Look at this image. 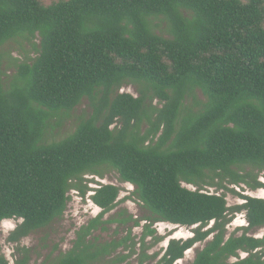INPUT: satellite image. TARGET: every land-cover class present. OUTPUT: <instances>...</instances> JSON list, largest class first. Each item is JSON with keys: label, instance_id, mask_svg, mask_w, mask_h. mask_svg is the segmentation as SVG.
I'll list each match as a JSON object with an SVG mask.
<instances>
[{"label": "trees", "instance_id": "16d2710c", "mask_svg": "<svg viewBox=\"0 0 264 264\" xmlns=\"http://www.w3.org/2000/svg\"><path fill=\"white\" fill-rule=\"evenodd\" d=\"M18 40L38 55L7 76ZM84 100L90 114L57 140ZM105 169L134 186L145 238L159 223L197 226L139 264H176L203 242L191 264H264V198L228 186L264 189V0H0V224L23 221L15 241L49 227ZM92 191L100 217L120 203L117 185ZM242 212L248 225L229 234ZM91 233L51 264H101L108 247Z\"/></svg>", "mask_w": 264, "mask_h": 264}, {"label": "rangeland", "instance_id": "374dc122", "mask_svg": "<svg viewBox=\"0 0 264 264\" xmlns=\"http://www.w3.org/2000/svg\"><path fill=\"white\" fill-rule=\"evenodd\" d=\"M39 42L38 40L36 41ZM6 59L4 63V71L7 76H12L17 66L23 62H31L37 55V50L26 40H18V42H10L5 47ZM120 93H130L138 96L137 86H124ZM199 99H203L201 93L198 94ZM91 112L88 100L77 107L65 119L64 128L56 134V139H62L68 133L72 132L77 125L78 120L83 116H88ZM105 178L96 177V182L91 183L88 180L93 176H86L83 184H88L90 191L83 195L78 190L70 192L71 201L65 215L53 222L49 227L36 231L27 237L15 241L12 238L13 231L22 224V220H6L0 224V256L4 255L11 264H16L17 260H21L25 255L29 257L28 264H51L59 259L60 256L70 251L79 235L83 234L87 228L91 227V235L88 240H92L96 245L108 247V254L100 260L101 264H139L145 255L159 254L158 261L164 255L167 246L172 239L187 240L194 236V227H179L167 223L155 224L153 228L157 231L156 235L147 236L144 228L145 222L142 221L140 226L135 225V220H140L146 215V210L133 194L134 186L122 183L118 173L105 169ZM114 184L122 188V192L118 201L119 205L110 213L103 217L102 209L99 208L91 199L94 188H98L99 184ZM190 189H196L194 186H188ZM235 188L238 193L250 195L253 197H264V191H249L244 186L229 185ZM206 191L219 194L226 193L229 206L244 203L238 195L225 190H218L217 187L205 186ZM243 189L246 191L243 192ZM98 221V222H96ZM126 221V223H124ZM213 223L209 226L211 227ZM246 214L244 212L235 215L233 222L228 226L229 234L233 233L240 227L247 226ZM240 234L242 231L239 232ZM256 237L264 235V229L254 233ZM163 237L162 241L159 238ZM119 247L113 250L115 246ZM206 242L196 244L189 250L184 259L179 260L176 264H191L198 250L205 247ZM247 254L241 253V258H245ZM237 261L236 258L231 260ZM148 260L146 264H152Z\"/></svg>", "mask_w": 264, "mask_h": 264}, {"label": "bare ground", "instance_id": "6f19581e", "mask_svg": "<svg viewBox=\"0 0 264 264\" xmlns=\"http://www.w3.org/2000/svg\"><path fill=\"white\" fill-rule=\"evenodd\" d=\"M262 191H264V189H261ZM264 198V197H263Z\"/></svg>", "mask_w": 264, "mask_h": 264}]
</instances>
